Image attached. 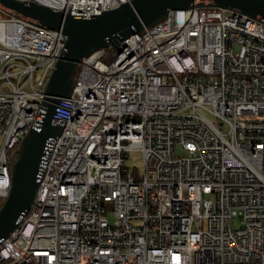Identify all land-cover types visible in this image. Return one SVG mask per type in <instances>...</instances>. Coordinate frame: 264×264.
Instances as JSON below:
<instances>
[{"label":"built area","instance_id":"obj_1","mask_svg":"<svg viewBox=\"0 0 264 264\" xmlns=\"http://www.w3.org/2000/svg\"><path fill=\"white\" fill-rule=\"evenodd\" d=\"M16 1L90 17L131 0ZM4 12L0 206L66 40ZM249 117H264V21L241 10L192 4L82 58L0 264H264V119Z\"/></svg>","mask_w":264,"mask_h":264},{"label":"water","instance_id":"obj_2","mask_svg":"<svg viewBox=\"0 0 264 264\" xmlns=\"http://www.w3.org/2000/svg\"><path fill=\"white\" fill-rule=\"evenodd\" d=\"M206 3L241 10L264 21V0H131L90 17H74L34 2L0 0V10L34 20L66 37L65 50L44 89L38 129L25 133L10 159V188L0 206V240L17 228L33 203L47 141L58 137L62 129L54 122L56 107L70 96L81 59L102 48L116 49L134 32L163 20L169 11Z\"/></svg>","mask_w":264,"mask_h":264},{"label":"rangeland","instance_id":"obj_3","mask_svg":"<svg viewBox=\"0 0 264 264\" xmlns=\"http://www.w3.org/2000/svg\"><path fill=\"white\" fill-rule=\"evenodd\" d=\"M8 14L4 11L0 10V17H7ZM248 119L253 120H263L264 117H249ZM175 156L182 157L184 156V152L181 150L180 147L176 146L174 151ZM126 166L129 170H132L134 172L135 177H140L142 174V159L141 154L138 151H131L127 153V159H126ZM106 218L108 223L112 224L114 222V217L112 213H107ZM232 227L237 228L238 227V221L233 220L232 221Z\"/></svg>","mask_w":264,"mask_h":264}]
</instances>
